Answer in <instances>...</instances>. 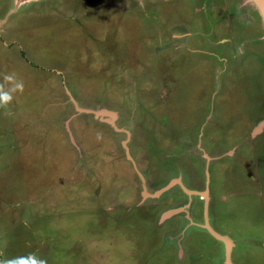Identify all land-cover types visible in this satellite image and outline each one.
<instances>
[{"label": "rangeland", "instance_id": "obj_1", "mask_svg": "<svg viewBox=\"0 0 264 264\" xmlns=\"http://www.w3.org/2000/svg\"><path fill=\"white\" fill-rule=\"evenodd\" d=\"M17 82L0 104V264H225L203 197L155 196L176 179L208 189L234 264H264L251 0H0V88Z\"/></svg>", "mask_w": 264, "mask_h": 264}, {"label": "water", "instance_id": "obj_2", "mask_svg": "<svg viewBox=\"0 0 264 264\" xmlns=\"http://www.w3.org/2000/svg\"><path fill=\"white\" fill-rule=\"evenodd\" d=\"M256 6L257 8H259L261 14L263 15V21H264V0H251ZM100 113H104L105 115L110 116L111 118L113 117V120L116 119L117 114H111V113H107V112H100ZM99 113V115H100ZM98 115V114H97ZM111 120V122L113 121ZM132 159V158H130ZM133 160V159H132ZM208 173V172H207ZM141 176V174H140ZM209 176V173H208ZM142 180L143 177L141 176ZM143 195L146 198L147 196L149 197V194L146 191V185H145V181L143 180ZM177 184H180L182 186V189L184 190V192L186 194H188L189 196H200L203 197L205 199V224L203 226H201V228H203L204 230H206L210 235H212L216 240L222 242L225 246V264H234L233 260H232V252H233V247L234 244L233 242L227 238L226 236L221 235L220 233H218L217 231L214 230V228L211 226L210 224V220H209V196H208V189L203 193V192H197V191H193V190H188L182 183V181L180 179H176V180H172L163 190L157 192L155 194V196H159V194H163L164 192H168L170 191L174 186H176ZM185 209H179V210H173V211H169L167 213H165L162 217V222H165L166 219H170L172 218L174 215L176 214H180L182 212H184ZM192 225H195V223H193V221H191Z\"/></svg>", "mask_w": 264, "mask_h": 264}, {"label": "clouds", "instance_id": "obj_3", "mask_svg": "<svg viewBox=\"0 0 264 264\" xmlns=\"http://www.w3.org/2000/svg\"><path fill=\"white\" fill-rule=\"evenodd\" d=\"M5 79L10 81L13 80V77L7 76L5 77ZM22 89H23V84L20 82L15 83L11 88L7 90H5L4 88H0V104L7 105L9 102L13 100V95L11 93ZM7 264H16V262L8 261ZM32 264H46V261H44L43 259L33 257Z\"/></svg>", "mask_w": 264, "mask_h": 264}, {"label": "bare ground", "instance_id": "obj_4", "mask_svg": "<svg viewBox=\"0 0 264 264\" xmlns=\"http://www.w3.org/2000/svg\"><path fill=\"white\" fill-rule=\"evenodd\" d=\"M100 115H105L104 113H100ZM111 120H113V117L111 118ZM189 172V171H188Z\"/></svg>", "mask_w": 264, "mask_h": 264}, {"label": "crops", "instance_id": "obj_5", "mask_svg": "<svg viewBox=\"0 0 264 264\" xmlns=\"http://www.w3.org/2000/svg\"><path fill=\"white\" fill-rule=\"evenodd\" d=\"M235 244V243H234ZM232 254H233V252H232Z\"/></svg>", "mask_w": 264, "mask_h": 264}, {"label": "flooded vegetation", "instance_id": "obj_6", "mask_svg": "<svg viewBox=\"0 0 264 264\" xmlns=\"http://www.w3.org/2000/svg\"><path fill=\"white\" fill-rule=\"evenodd\" d=\"M194 223V222H193ZM194 226H196V225H194Z\"/></svg>", "mask_w": 264, "mask_h": 264}]
</instances>
